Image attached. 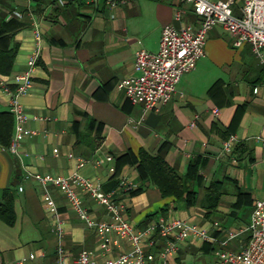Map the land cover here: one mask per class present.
I'll return each mask as SVG.
<instances>
[{"label": "crops", "instance_id": "0c3cea01", "mask_svg": "<svg viewBox=\"0 0 264 264\" xmlns=\"http://www.w3.org/2000/svg\"><path fill=\"white\" fill-rule=\"evenodd\" d=\"M232 1L234 15L240 16L244 0ZM178 9L185 11L182 22L174 19ZM199 23L192 7L179 0H130L114 8L105 0L66 5L60 0H0V112L9 113L11 105L1 82L14 91L13 77L28 70L32 51L40 49L31 89L18 99L27 117L23 128L33 134L21 137L16 153L0 146V197L7 188L16 192L15 224L0 221V264H57L59 239L43 200L46 192L64 228V264H75L83 250L102 264L129 248L123 244L121 250L103 253L95 232L79 220L65 196L30 179L34 174L77 173L100 184L105 193L113 191L114 182L125 181L132 189L142 188L135 196L122 197L125 217L135 229L156 224L153 219L144 222L145 217L168 207L159 220L186 221L208 233V241L182 243L172 264H214L220 249L237 251L247 245L255 202L264 199V146L256 139L264 136V65L250 46L235 48L233 38L215 27L204 57L156 112L133 105L117 86L134 75L136 52L159 50L165 26L197 28ZM14 134L13 126L12 138ZM231 135L240 141L226 153L224 142ZM140 152L162 156L182 176L188 175L190 162L200 159L203 184L194 207L162 197L139 178L132 162L121 164L112 180L119 157L136 159ZM212 183L223 191L215 212L201 207ZM80 198L97 220H109L85 194ZM240 230L244 233L237 242L219 244L226 231ZM162 247L160 241L153 252Z\"/></svg>", "mask_w": 264, "mask_h": 264}, {"label": "built area", "instance_id": "2783aa9c", "mask_svg": "<svg viewBox=\"0 0 264 264\" xmlns=\"http://www.w3.org/2000/svg\"><path fill=\"white\" fill-rule=\"evenodd\" d=\"M98 1L60 0V3L66 5ZM179 1L192 7L193 12L200 19L198 27L185 25L177 29L172 25L165 26L162 29L159 50L136 52L134 75L121 80L117 85L133 105H142L144 112H156L174 98L181 78L194 70L200 59L204 57L208 34L217 26L222 27L233 38L235 48L249 45L253 54L264 65V0H244L240 16L234 15L232 0ZM129 2L130 0H105V4L110 8ZM184 14L183 9H178L174 19L182 22ZM14 15L22 18L19 12H14ZM35 33L39 40L38 27H35ZM39 56L40 49L36 47L28 61V70L15 75L12 79L14 91L9 90L6 81L1 82L11 98L10 113L14 118L15 134L9 149L13 153H16L22 136L33 134L23 128L27 117L18 99L31 89L32 71ZM213 115L217 117L219 112L214 110ZM256 139L264 146V136H256ZM239 141L237 136L231 135L224 142V152L230 153ZM111 160L112 158L109 157L108 161ZM79 162V166H82L83 161L79 160ZM110 172L113 173L114 169ZM30 179L45 188L54 187L65 196L71 210L79 220L95 232L103 253H110L113 249L121 250L123 244H127L129 247L127 251H123L115 258H106L102 264H172V259L182 243L190 239L208 241L211 238L205 230L182 220L161 219L145 230L135 229L125 217L126 205L122 197L132 189V186L125 181H120L117 189L105 193L100 184L77 173L70 177L34 174L30 176ZM80 193L85 194L100 206L109 220H97L82 204ZM43 200L54 217L53 232L59 239L57 264H64V228L58 218L55 203L48 192L44 194ZM213 226L219 227L217 223H213ZM246 231L250 236L247 245L237 251L220 249L215 254L214 264H264V199L255 202L251 223ZM242 233L244 230L226 231L225 240L220 241L219 244L225 247ZM160 241L163 242V247L159 253H154L153 250L157 248ZM75 264L98 263L93 252L83 250L75 260Z\"/></svg>", "mask_w": 264, "mask_h": 264}, {"label": "trees", "instance_id": "16d2710c", "mask_svg": "<svg viewBox=\"0 0 264 264\" xmlns=\"http://www.w3.org/2000/svg\"><path fill=\"white\" fill-rule=\"evenodd\" d=\"M2 54H0V58ZM10 66L9 69L11 67ZM2 69H0V72ZM7 71V70H6ZM5 71V72H6ZM14 126V118L12 114L0 112V146L8 147L12 141V132ZM125 162H132L136 165L139 178L143 182L156 187L162 197H174L177 203H183L185 207H194L198 188L203 184L202 177L199 175L201 161L195 159L189 164L188 175H180L173 167L169 166L162 156H152L146 152H140L136 159L124 155L119 157L115 173L112 180L118 176L119 167ZM111 190L119 187L120 182L113 183ZM109 190V191H111ZM142 191V188L131 189L126 192L128 196H135ZM223 194L221 186L218 183H212L206 190L202 199L201 207L215 212L219 206L221 196ZM16 192L12 188H7L2 191L0 197V221L8 226H13L16 222L15 213ZM168 207H163L157 212L148 214L144 222L156 220L158 222L160 216H165ZM209 215V214H206Z\"/></svg>", "mask_w": 264, "mask_h": 264}, {"label": "rangeland", "instance_id": "374dc122", "mask_svg": "<svg viewBox=\"0 0 264 264\" xmlns=\"http://www.w3.org/2000/svg\"><path fill=\"white\" fill-rule=\"evenodd\" d=\"M239 239L237 238L236 240H234V242H232V244H234L235 242H237Z\"/></svg>", "mask_w": 264, "mask_h": 264}]
</instances>
